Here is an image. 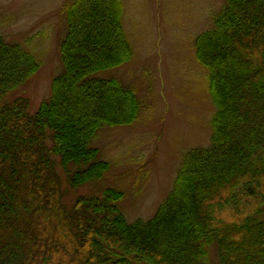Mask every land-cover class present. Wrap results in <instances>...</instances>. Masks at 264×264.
Returning <instances> with one entry per match:
<instances>
[{
    "label": "trees",
    "instance_id": "16d2710c",
    "mask_svg": "<svg viewBox=\"0 0 264 264\" xmlns=\"http://www.w3.org/2000/svg\"><path fill=\"white\" fill-rule=\"evenodd\" d=\"M124 1L66 5L62 71L35 112L8 98L39 61L0 32V264H209L212 246L219 264H264V0H225L195 38L210 143L186 153L154 215L128 222L111 188L65 202L109 169L97 132L138 119L135 90L99 76L133 59Z\"/></svg>",
    "mask_w": 264,
    "mask_h": 264
},
{
    "label": "rangeland",
    "instance_id": "374dc122",
    "mask_svg": "<svg viewBox=\"0 0 264 264\" xmlns=\"http://www.w3.org/2000/svg\"><path fill=\"white\" fill-rule=\"evenodd\" d=\"M71 0H0V32L31 51L40 67L8 99L23 97L35 112L61 71L59 43L65 33L64 8ZM225 0H125L123 25L133 59L99 74L132 87L140 102L131 125L103 127L90 146L109 164L104 177L68 189L65 202L100 194L123 193L120 208L128 222L150 219L172 190L184 156L209 146L215 112L208 73L195 58V38L210 30ZM62 188H67L64 184ZM264 218V213L263 216ZM211 247L209 264H219Z\"/></svg>",
    "mask_w": 264,
    "mask_h": 264
}]
</instances>
